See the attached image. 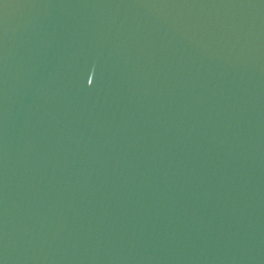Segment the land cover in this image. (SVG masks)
I'll list each match as a JSON object with an SVG mask.
<instances>
[{
	"label": "water",
	"instance_id": "95a60500",
	"mask_svg": "<svg viewBox=\"0 0 264 264\" xmlns=\"http://www.w3.org/2000/svg\"><path fill=\"white\" fill-rule=\"evenodd\" d=\"M0 264H264V0H0Z\"/></svg>",
	"mask_w": 264,
	"mask_h": 264
}]
</instances>
